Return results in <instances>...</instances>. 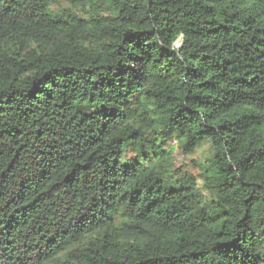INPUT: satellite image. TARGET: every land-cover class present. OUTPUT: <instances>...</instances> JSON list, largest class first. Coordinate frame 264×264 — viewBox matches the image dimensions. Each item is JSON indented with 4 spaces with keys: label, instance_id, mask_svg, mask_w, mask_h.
Listing matches in <instances>:
<instances>
[{
    "label": "trees",
    "instance_id": "trees-1",
    "mask_svg": "<svg viewBox=\"0 0 264 264\" xmlns=\"http://www.w3.org/2000/svg\"><path fill=\"white\" fill-rule=\"evenodd\" d=\"M0 264H264V0H0Z\"/></svg>",
    "mask_w": 264,
    "mask_h": 264
},
{
    "label": "rangeland",
    "instance_id": "rangeland-1",
    "mask_svg": "<svg viewBox=\"0 0 264 264\" xmlns=\"http://www.w3.org/2000/svg\"><path fill=\"white\" fill-rule=\"evenodd\" d=\"M175 155H176V157H177V150H176V153H175ZM178 158V164H182V163H185V158L184 157H182V156H179V157H177Z\"/></svg>",
    "mask_w": 264,
    "mask_h": 264
}]
</instances>
